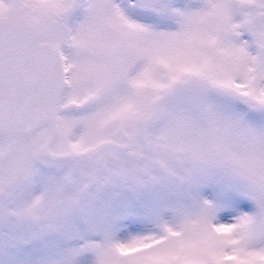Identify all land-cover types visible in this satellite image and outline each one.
<instances>
[{
  "label": "snow or ice",
  "instance_id": "1",
  "mask_svg": "<svg viewBox=\"0 0 264 264\" xmlns=\"http://www.w3.org/2000/svg\"><path fill=\"white\" fill-rule=\"evenodd\" d=\"M0 264H264V0H0Z\"/></svg>",
  "mask_w": 264,
  "mask_h": 264
}]
</instances>
